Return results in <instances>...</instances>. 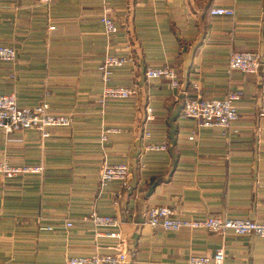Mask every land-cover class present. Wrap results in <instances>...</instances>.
Returning a JSON list of instances; mask_svg holds the SVG:
<instances>
[{
    "label": "crops",
    "instance_id": "crops-1",
    "mask_svg": "<svg viewBox=\"0 0 264 264\" xmlns=\"http://www.w3.org/2000/svg\"><path fill=\"white\" fill-rule=\"evenodd\" d=\"M104 6L117 24L109 44ZM213 6L234 13L212 14ZM0 43L16 48L13 60L0 59V92L14 93L20 105L46 98L52 111L72 116L45 137L32 128L0 129L1 158L43 166L11 179L0 174V264H64L69 256L112 253L109 228L84 219L92 210L120 220L127 245L121 264H185L190 254L211 255L220 246L224 264H264V238L254 234L143 224L153 205L194 219H264V71L228 66L235 50H264V0H0ZM105 53L132 55L108 81L133 86L130 97L99 101ZM162 64L177 70V86L146 78L147 66ZM229 90L241 96L229 128L197 126L183 115L196 94ZM107 126L115 130L102 141ZM146 142L167 148L145 150ZM104 161L130 165L125 184L100 189Z\"/></svg>",
    "mask_w": 264,
    "mask_h": 264
},
{
    "label": "built area",
    "instance_id": "built-area-1",
    "mask_svg": "<svg viewBox=\"0 0 264 264\" xmlns=\"http://www.w3.org/2000/svg\"><path fill=\"white\" fill-rule=\"evenodd\" d=\"M48 3L50 0H38ZM107 6L103 7L100 21L103 24L106 41L109 44L113 34L117 30V24L109 13ZM212 14L232 15L233 9L225 6H213L209 9ZM49 29L55 28L54 24L48 25ZM16 50L10 44L0 43V59L12 60ZM132 55L105 53L99 68L103 90L99 97L101 103H105L110 98H127L134 93V87L127 84L109 85L113 69L132 62ZM229 68H236L244 72H256L259 69L264 71V50H235L228 58ZM146 78L167 77L172 86L179 83L177 70L169 65L162 64L157 66H147L145 69ZM240 93L235 90L227 91L220 97H203L196 94L188 99L183 107V115L194 118L197 126L219 127L223 130L230 127L233 120L237 118L238 110L236 101L240 98ZM146 117H153V109L147 105L145 107ZM261 114H264L262 109ZM71 122L70 114L58 113L50 109L46 99L33 105H20L14 93L0 92V129L10 132L18 129L32 128L37 130L41 136L49 135V127L55 125H68ZM115 130V127L107 126L101 132V140L107 139V134ZM195 130L192 129L188 135L189 139L194 138ZM150 131L145 130L144 135L150 136ZM145 150L166 149L165 142H146L143 145ZM43 169L41 164H13L7 159L0 158V174L11 177L19 173L39 172ZM130 165L127 162H108L104 161L99 169V186L103 189L109 182L117 181L125 184L130 173ZM120 196V192H115ZM93 227H108L105 236L117 240L112 253L101 254L93 252L89 255L69 256L64 264H121L127 261V245L121 238L120 220L116 217L101 214L92 210L85 218ZM143 224L151 228H162L169 231H179L182 229L195 230L203 229L209 232L218 233L224 236L227 232L235 235L254 234L264 238V219L256 221L243 217H229L220 215H208L201 219L178 216L168 206H151L147 209ZM66 226H71L72 222H65ZM41 229L52 230L51 226H41ZM225 251L223 246L214 250L211 255L190 254L185 264H224Z\"/></svg>",
    "mask_w": 264,
    "mask_h": 264
},
{
    "label": "rangeland",
    "instance_id": "rangeland-1",
    "mask_svg": "<svg viewBox=\"0 0 264 264\" xmlns=\"http://www.w3.org/2000/svg\"><path fill=\"white\" fill-rule=\"evenodd\" d=\"M48 29H49V28H48ZM12 46H13V45H12ZM13 47H14V46H13ZM14 48H15V47H14ZM15 50H16V48H15ZM15 55H16V54H15ZM13 59H14V58H13ZM13 59H12V60H13ZM2 60H3V59H2ZM99 69H100V68H99ZM43 99H46V98H43ZM16 100H17V99H16ZM41 100H42V99H41ZM41 100H40V101H41ZM46 100H47V99H46ZM47 101H48V100H47ZM38 102H39V101H38ZM58 113H60V112H58ZM64 114H66V113H64ZM70 116H71V115H70ZM71 121H72V116H71ZM70 123H71V122H70ZM68 125H69V124H68ZM25 129H27V128H25ZM13 131H14V130H13ZM42 137H43V136H42ZM0 158H1V157H0ZM10 163H11V162H10ZM42 170H43V169H42ZM42 170H41V171H42ZM41 171H39V172H41ZM39 172H38V173H39ZM26 173H29V172H26ZM19 174H23V173H19ZM1 175H3V174H1ZM16 175H17V174H16ZM3 176H4V175H3ZM14 176H15V175H14ZM5 177H6V176H5ZM11 177H13V176H11ZM11 177H8V179H11ZM153 206H160V205H153ZM164 206H165V205H164ZM150 207H151V206H150ZM148 208H149V207H148ZM148 208H147V209H148ZM146 211H147V210H146ZM146 211H145V213H146ZM144 216H145V215H144ZM221 216H222V215H221ZM107 228H108V227H107ZM108 230H109V229H108ZM120 234H121V233H120ZM108 238H109V237H108ZM121 238H122V237H121ZM111 239H113V238H111ZM122 239H123V238H122ZM115 240H116V239H115ZM123 240H124V239H123ZM124 241H125V240H124ZM116 243H117V240H116ZM116 243H115V244H116Z\"/></svg>",
    "mask_w": 264,
    "mask_h": 264
}]
</instances>
